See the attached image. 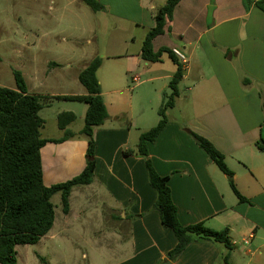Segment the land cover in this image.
I'll return each mask as SVG.
<instances>
[{
	"label": "crops",
	"instance_id": "crops-1",
	"mask_svg": "<svg viewBox=\"0 0 264 264\" xmlns=\"http://www.w3.org/2000/svg\"><path fill=\"white\" fill-rule=\"evenodd\" d=\"M165 1L135 0L136 10L144 13L141 23L147 17L150 21L149 31L155 27V15ZM44 15L39 18L43 20ZM142 46L136 52L113 57L127 59L117 63L124 70L121 78L116 79L118 69L111 71L105 85L97 77L109 117L94 130L97 166L93 181L72 189L68 214L63 212L61 194H56L61 199V214L54 205L53 228L36 246L57 243L69 231L73 236L69 241L75 247L85 242L96 252L93 259L87 257V264H225L228 250L214 242L192 243L174 261L168 258L178 241L174 232L163 225L159 212L152 210L157 193L149 183L144 158L136 154L140 136L152 128L137 127L131 101L123 93L127 90V75L138 71L145 76V82L156 87L153 92L159 97L177 66H167L172 61L167 54L161 62L147 63L142 58ZM163 47L183 50L186 64L178 60L184 71L179 96L174 107L166 111L165 128L155 143H149V156L156 172L169 178L178 221L183 226L203 223L215 231L228 228L232 245L229 263L264 264V12L254 5L247 7L243 0H183L175 8L165 33L153 41L155 51ZM96 57L98 51L87 50L76 62L84 63L85 69ZM59 58L51 60L50 74L33 70L29 74L31 85L24 78L29 93L40 97V103L45 102L39 113L45 126L47 120L41 112L46 106L55 101L73 102L57 97L88 94L81 83L84 90L80 93L60 89L66 84L67 73L56 81L52 79L53 71L72 66L61 65ZM132 80L140 83L137 76ZM116 108L125 109L117 113ZM87 109L88 106L80 117L70 110L57 113V127L63 134L57 138L42 136L59 140L66 131L73 134L63 143H48L42 149L45 186L65 182L84 169L88 140L80 134L83 127L78 133L72 128L78 119L84 120ZM63 113L75 115L64 130L58 126ZM142 113L139 109L136 115ZM189 132L209 140L224 156L233 173V183L246 201L239 200L229 176ZM127 151L129 154H125ZM81 220L95 227L84 232L78 227ZM35 254L38 261L46 259Z\"/></svg>",
	"mask_w": 264,
	"mask_h": 264
},
{
	"label": "trees",
	"instance_id": "trees-1",
	"mask_svg": "<svg viewBox=\"0 0 264 264\" xmlns=\"http://www.w3.org/2000/svg\"><path fill=\"white\" fill-rule=\"evenodd\" d=\"M81 1L94 12L104 10V6L98 0ZM182 1H165L155 15V27L147 33L143 42L142 58L147 63L161 62L163 55L167 54L177 65V70L169 83L171 93L164 96V103L159 109L160 120L154 128L140 136L136 154L144 158L149 183L157 193V200L152 210L159 212L163 225L174 232L178 241L176 247L168 254L169 260L174 261L192 243L214 242L221 243L227 248L224 263L230 264L229 251L232 250V245L229 229L215 231L205 227L203 223L181 225L168 186L169 178L160 176L156 172L149 156V143L156 142L167 124L166 111L174 107L184 72L182 64L173 51L166 47L155 51L153 41L165 33L167 23L173 19V12ZM243 1L247 7L254 5L264 12V0ZM101 64V58L96 57L79 75L80 83L87 90L86 96L57 97L88 106L80 133L87 138L88 149L87 162L82 172L51 187L44 184L41 151L48 143H63L73 134L66 131L64 137L59 140L42 137L41 131L45 126V120L39 113L43 105L40 103V97L29 93L20 71H13L15 89L0 87V264H18L16 247L36 245L51 231L56 217L52 202L54 195L61 194L63 212L68 214L72 189L92 183L97 166L94 130L103 126L109 117L97 78ZM74 120L75 115L63 113L59 115L58 126L64 130ZM189 133L217 167L227 176L233 177L224 156L215 146L206 138L194 132ZM259 147L262 148V145ZM231 187L240 201H246L236 189L233 180Z\"/></svg>",
	"mask_w": 264,
	"mask_h": 264
},
{
	"label": "rangeland",
	"instance_id": "rangeland-1",
	"mask_svg": "<svg viewBox=\"0 0 264 264\" xmlns=\"http://www.w3.org/2000/svg\"><path fill=\"white\" fill-rule=\"evenodd\" d=\"M51 1L0 0V85L15 89L14 70L20 71L28 80L33 70L42 72L43 75L50 74L48 72L52 71L51 60L60 57L61 65L71 63L72 67L65 70L62 66L54 70L52 79L59 81V75L65 72L68 76L65 79L66 84L60 89L80 93L83 87L77 77L85 64H77L76 59L87 50L98 51L103 61L97 77L104 81V85L110 80L111 71L115 69H118L116 79L121 78L124 70L119 69L121 65L117 63L126 62L127 59L113 57L127 51L136 52L143 45L149 31L150 21L147 17L145 22L141 23V15L144 13L140 14L136 10L135 0H99L104 5V10L99 12H94L81 0H53V3ZM42 13L45 14L43 20L39 18ZM172 62L169 61L167 66L172 68L175 65L176 68L177 65ZM135 76L139 77V84L133 82ZM127 78V90L123 96L127 101H131L137 127L154 128L157 120H160L159 109L164 103V96L171 93L169 86L161 96L155 97L157 95L153 89L156 87L145 82L144 75L140 76L136 71L127 75ZM29 84L31 85L30 80ZM51 87H54V84ZM41 103L45 104L44 101ZM86 107V104L80 102L60 101L46 106L41 112V116L47 120V125L41 131L42 136L57 138L63 134L57 127V113L70 110L80 117ZM124 109L116 108L114 111L119 113ZM139 109H142L143 113L137 116ZM83 126L84 120L80 118L74 123L72 130L78 133ZM133 139L130 148H133ZM232 178L229 177L230 182ZM52 201L60 215V196L56 195ZM79 224L78 227L84 232L95 227L88 220H81ZM70 238L73 236L68 231L57 243L18 246L20 264H87V257L89 260L95 257L96 252L88 248L85 242H81V248H77L69 241ZM35 253L46 259L38 261ZM114 253L111 251L110 255L114 257Z\"/></svg>",
	"mask_w": 264,
	"mask_h": 264
},
{
	"label": "built area",
	"instance_id": "built-area-1",
	"mask_svg": "<svg viewBox=\"0 0 264 264\" xmlns=\"http://www.w3.org/2000/svg\"><path fill=\"white\" fill-rule=\"evenodd\" d=\"M173 53L175 54V56L178 58V60L182 64H186V57H185V55L181 51L174 49L173 50ZM134 81L137 82L138 79L137 78H134Z\"/></svg>",
	"mask_w": 264,
	"mask_h": 264
},
{
	"label": "water",
	"instance_id": "water-1",
	"mask_svg": "<svg viewBox=\"0 0 264 264\" xmlns=\"http://www.w3.org/2000/svg\"><path fill=\"white\" fill-rule=\"evenodd\" d=\"M163 264H171V262H170V261H167V262H165V263H163Z\"/></svg>",
	"mask_w": 264,
	"mask_h": 264
}]
</instances>
